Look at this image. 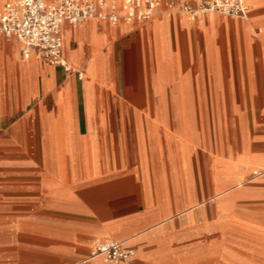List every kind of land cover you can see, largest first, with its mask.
Returning a JSON list of instances; mask_svg holds the SVG:
<instances>
[{
	"label": "crops",
	"instance_id": "crops-1",
	"mask_svg": "<svg viewBox=\"0 0 264 264\" xmlns=\"http://www.w3.org/2000/svg\"><path fill=\"white\" fill-rule=\"evenodd\" d=\"M246 2L247 18L64 23L73 70L0 31V167L18 175L3 189L31 175L39 264H109L102 239L134 249L118 264H174V228L264 215V0Z\"/></svg>",
	"mask_w": 264,
	"mask_h": 264
},
{
	"label": "built area",
	"instance_id": "built-area-1",
	"mask_svg": "<svg viewBox=\"0 0 264 264\" xmlns=\"http://www.w3.org/2000/svg\"><path fill=\"white\" fill-rule=\"evenodd\" d=\"M249 10L246 0H8L0 8V31L23 43L25 58L34 56L73 70L63 55L64 23L81 24L91 18L147 22L160 13H183L193 19L212 13L247 18ZM134 254L123 242L102 239L91 256L117 263L129 262Z\"/></svg>",
	"mask_w": 264,
	"mask_h": 264
},
{
	"label": "rangeland",
	"instance_id": "rangeland-1",
	"mask_svg": "<svg viewBox=\"0 0 264 264\" xmlns=\"http://www.w3.org/2000/svg\"><path fill=\"white\" fill-rule=\"evenodd\" d=\"M24 113L25 110L16 111L18 115ZM225 131L226 129L221 127L218 135L225 134ZM219 145L223 143H218ZM31 146L32 144H29L30 151ZM17 177V174H2L0 167V262L2 254H6L10 263L39 264L46 256L35 248L40 240L34 235L35 223L31 206L33 193L27 186L29 182L31 183V175L25 176V189H3L5 188L3 185L17 183ZM16 203L29 205L22 210V216L17 215L20 211L17 212ZM248 217L254 221H249ZM263 224L264 215L261 210L237 205L227 213L218 212L211 221H202L198 236L192 225L185 224L182 231L180 228H174L170 242V250L175 256L172 263L264 264ZM103 260L109 264L120 263L106 261L104 257Z\"/></svg>",
	"mask_w": 264,
	"mask_h": 264
},
{
	"label": "bare ground",
	"instance_id": "bare-ground-1",
	"mask_svg": "<svg viewBox=\"0 0 264 264\" xmlns=\"http://www.w3.org/2000/svg\"><path fill=\"white\" fill-rule=\"evenodd\" d=\"M117 242H119V241H117ZM92 257H97V256H92ZM102 258H103V256H101Z\"/></svg>",
	"mask_w": 264,
	"mask_h": 264
}]
</instances>
